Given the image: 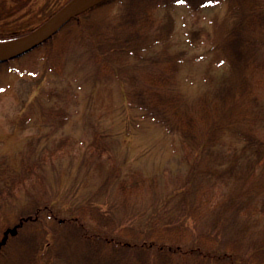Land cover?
<instances>
[{"label": "trees", "instance_id": "trees-1", "mask_svg": "<svg viewBox=\"0 0 264 264\" xmlns=\"http://www.w3.org/2000/svg\"><path fill=\"white\" fill-rule=\"evenodd\" d=\"M66 1L0 0V40L28 35ZM223 3L227 4L224 23L228 27L218 39L211 38L207 51L202 53L204 58L211 56L203 77L210 91L205 98L208 102L201 98L204 101L198 108L201 118L198 121L191 107L181 104L183 99L175 92L177 85L180 86L178 74L188 58V48L181 43L178 45L177 21L171 9L186 4L198 12ZM204 29L198 26L187 34L190 46L195 45L194 40H202ZM45 46L54 50V55L48 56V69L63 76L73 59L77 68L92 69L96 77L118 78L125 85L124 95L128 101L161 118L171 130L181 132L191 151L197 152L187 176L166 192L149 216V219L156 217L157 226L151 228L161 229L156 240L142 241L143 232L129 224L111 229L105 226L107 231L103 235L96 231L91 234L80 218L74 221L66 218L60 222H73L80 231L71 259L62 257L65 258L63 264H155L152 256L171 258L169 264H252L251 257L264 259V136L261 135L264 76L263 81L255 77L264 70V0H102L72 18L38 48ZM38 48L0 61V72L8 71L13 61H20ZM64 55L70 56L67 61ZM217 81L219 85L215 87ZM71 89L70 83L63 89H50V96L56 95L64 101L53 107L52 113L56 110L58 115L68 114L66 104L73 96ZM209 95L212 100L214 96L219 98L213 100L214 108L208 106L212 105ZM48 110L51 112L50 108ZM202 123L208 125V131L215 130L216 125L224 127L225 131L230 128L234 138L213 139L209 133L203 135L204 129L198 127ZM50 151L54 155L51 148ZM45 161L46 155L37 156L33 165L40 166ZM3 163L0 212L5 220L0 227V264H17L25 248L23 244H29L20 235L25 226L42 224L41 236L49 247L51 226L48 221H59V217L57 210L51 208L53 202L31 193L26 211L11 222L6 205L21 186L31 183L34 174L28 161L22 169ZM123 182L126 186L131 181L123 179ZM196 182L206 187L193 190ZM227 185L232 189L214 199L216 191L213 189ZM199 191L207 195L197 197ZM260 197L261 205L257 203ZM260 214L263 215L260 217ZM209 217L212 221L207 227L205 220ZM191 222L192 228L189 227ZM229 223L234 225V230L226 232L225 237ZM199 226L205 231L204 235L215 228L216 243L212 248H205L207 242L198 240L200 236L192 238L198 235ZM256 227L261 234H255ZM222 234L224 237L220 239ZM12 240L18 242V246L15 247Z\"/></svg>", "mask_w": 264, "mask_h": 264}, {"label": "rangeland", "instance_id": "rangeland-1", "mask_svg": "<svg viewBox=\"0 0 264 264\" xmlns=\"http://www.w3.org/2000/svg\"><path fill=\"white\" fill-rule=\"evenodd\" d=\"M226 8L227 4L223 3L198 12L186 4L171 9L177 21L178 45L181 43L188 48V58L178 74L180 86L177 85L175 92L183 99L181 104L191 107L190 111L198 121L201 120L198 108L210 91L203 77L211 56L204 58L202 53L207 51L211 38L216 40L226 31ZM198 26L205 27L203 41L194 40L195 45L190 46L186 41L187 34ZM53 51L50 46L38 48L20 61H13L8 71L0 72V167L5 166V161L8 166L22 169L28 161L34 174L31 183L21 186L11 203L6 205L7 218L11 222L17 221L26 211L33 194L53 202L51 208L57 210L59 217V221H48L51 248L41 236L42 224L25 226L20 235L29 244H23L25 248L21 250L17 264H63L66 257L70 260L80 227L70 221L69 224L60 222L66 218L73 221L80 218L89 233L96 231L101 235L107 231L105 226L111 229L129 224L134 230L143 232L142 241L153 242L161 229L151 228L156 225V217L149 219V216L166 192L187 176L194 153H197L191 151L181 132L171 130L161 118L128 101L124 95L125 85L118 78L96 77L92 69L77 68L73 59L63 76L48 69V56L54 55ZM63 57L67 61L70 56ZM263 76L264 70L255 75L257 80H262ZM219 77L222 78L220 74ZM68 83L73 93L66 104L68 114L58 115L56 110L52 113V108L64 101L56 95L50 96V89H63ZM218 83L215 87L222 80ZM210 95L212 105L208 106L214 108L216 96L213 101ZM207 126L204 123L198 125L199 129H204L203 135L209 133L213 139L234 138L230 128L225 131L224 127L216 125L215 130L210 128L208 131ZM262 132L264 136V129ZM43 155H46V161L40 166L33 165L37 156ZM123 179L131 182L123 186ZM205 187L196 182L192 188ZM231 189V185L214 188V199L225 196V190ZM202 194L205 193L199 191L196 195ZM261 199L257 201L259 205ZM4 217L0 212V227L4 225ZM211 221V217L207 218L205 226L209 227ZM192 225L191 222L189 227ZM255 229L258 230L255 234H261L259 228ZM232 230L234 225L227 224L225 237L226 232ZM204 232L199 226L198 235L192 238L200 236L198 240L207 242L204 247L212 248L216 243L215 228L209 229L206 235ZM223 237L222 234L220 239ZM20 239L23 241L22 237ZM152 257L155 264L171 261V258ZM251 263L264 264V259L251 257Z\"/></svg>", "mask_w": 264, "mask_h": 264}, {"label": "water", "instance_id": "water-1", "mask_svg": "<svg viewBox=\"0 0 264 264\" xmlns=\"http://www.w3.org/2000/svg\"><path fill=\"white\" fill-rule=\"evenodd\" d=\"M102 0H70L42 26L24 37L16 45L0 49V61L20 56L40 46L56 33L66 22Z\"/></svg>", "mask_w": 264, "mask_h": 264}, {"label": "bare ground", "instance_id": "bare-ground-1", "mask_svg": "<svg viewBox=\"0 0 264 264\" xmlns=\"http://www.w3.org/2000/svg\"><path fill=\"white\" fill-rule=\"evenodd\" d=\"M18 42L11 41V40H0V49H5L8 47H11L13 45H16Z\"/></svg>", "mask_w": 264, "mask_h": 264}]
</instances>
